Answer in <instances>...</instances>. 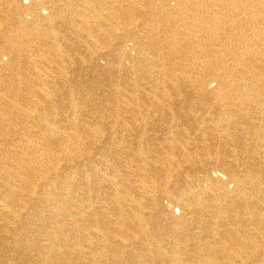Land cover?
Returning a JSON list of instances; mask_svg holds the SVG:
<instances>
[{
    "label": "bare ground",
    "instance_id": "bare-ground-1",
    "mask_svg": "<svg viewBox=\"0 0 264 264\" xmlns=\"http://www.w3.org/2000/svg\"><path fill=\"white\" fill-rule=\"evenodd\" d=\"M0 264H264V0H0Z\"/></svg>",
    "mask_w": 264,
    "mask_h": 264
}]
</instances>
